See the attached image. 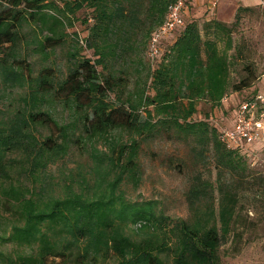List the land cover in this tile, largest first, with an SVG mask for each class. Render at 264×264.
Segmentation results:
<instances>
[{
    "label": "trees",
    "instance_id": "1",
    "mask_svg": "<svg viewBox=\"0 0 264 264\" xmlns=\"http://www.w3.org/2000/svg\"><path fill=\"white\" fill-rule=\"evenodd\" d=\"M171 1L0 0V264H169V258L221 264L219 248L238 225L239 201L225 177L243 179L246 171L215 125L193 116L198 101L218 107L257 76L245 66L232 83V28L218 21L205 32L185 21L150 59L151 35ZM82 9L90 11L84 22H93L82 40L74 32L69 39L66 28ZM246 10L238 8L235 24ZM27 33V44L45 60L63 49L65 72L42 66L34 73L17 58L20 35ZM14 90L12 103L5 95ZM238 104L221 114L222 130ZM167 129L211 148L218 167L215 186L200 175L192 179L190 220L170 221L149 203L116 194L124 176L136 177L141 144ZM121 132L128 142L116 139ZM73 146L91 158L97 193L84 190L89 172L73 170L64 175L63 193H50V167ZM126 222L138 225L140 238L125 233Z\"/></svg>",
    "mask_w": 264,
    "mask_h": 264
},
{
    "label": "rangeland",
    "instance_id": "2",
    "mask_svg": "<svg viewBox=\"0 0 264 264\" xmlns=\"http://www.w3.org/2000/svg\"><path fill=\"white\" fill-rule=\"evenodd\" d=\"M50 1L55 2V0ZM189 8L188 14L186 16L184 14L185 21L196 22L202 32H205L204 28L210 21H218L232 28L233 48L227 52L231 61L232 83L238 82L244 76L245 66H249L257 76L250 87L241 91H230L218 107H213L204 100L196 103L197 112L193 119L196 121L205 119L215 125L217 132H221L219 123L221 114L225 116L226 110L251 96L256 94L264 96V0H221L216 9L209 8L208 0H200L194 8ZM238 8H248V10L241 12V19L235 24ZM89 17L90 11L82 9L71 18L72 26L66 28L69 39L73 32L80 40L87 35L88 27L93 21L88 19L84 22V20ZM25 30L27 31L28 28ZM30 34L32 33L20 35V43L16 48L17 58L25 59V63L32 64L34 73L42 66H51L61 73L65 72L66 58L63 49H57L48 60H45L27 44ZM218 46L223 50L224 45L221 41L218 42ZM81 54L94 59L92 51L87 49H83ZM18 92L19 90H14L7 93L6 100L14 103ZM115 136L123 142L129 140L124 132ZM234 148L246 172L243 179L231 175L225 177L233 184L239 201L238 225L237 235L232 236L231 233L228 242L220 246V261L221 264H264V145L242 144ZM137 164L136 177L132 179L124 176L116 194H121L128 203L137 205L149 203L157 216L163 215L170 221L179 218L193 219L194 215L189 211L186 194L194 176L200 175L212 185L217 184L218 167L211 148L201 149L191 138L186 139L172 129L163 130L144 141L139 150ZM90 166H92L91 158L81 149L73 146L63 161L50 167L49 175L52 176L49 179L50 193L56 195L63 193L64 175L66 176L69 170L89 172L91 180L89 187L84 190L97 193L98 176L90 170ZM213 196L215 198L218 196L216 190ZM123 227L130 237L140 238L138 225L126 222ZM58 261L59 259L56 260ZM169 264H172L170 258Z\"/></svg>",
    "mask_w": 264,
    "mask_h": 264
},
{
    "label": "built area",
    "instance_id": "3",
    "mask_svg": "<svg viewBox=\"0 0 264 264\" xmlns=\"http://www.w3.org/2000/svg\"><path fill=\"white\" fill-rule=\"evenodd\" d=\"M196 0H172L163 23L153 32L149 42L148 57L159 54L162 38L170 36L176 29L185 26L184 12L188 3ZM210 7L216 6L213 0ZM220 139L229 146L264 145V96L256 94L239 102L231 126L221 131Z\"/></svg>",
    "mask_w": 264,
    "mask_h": 264
},
{
    "label": "crops",
    "instance_id": "4",
    "mask_svg": "<svg viewBox=\"0 0 264 264\" xmlns=\"http://www.w3.org/2000/svg\"><path fill=\"white\" fill-rule=\"evenodd\" d=\"M199 1H200V0H196V1H192V2L188 3V5H187L188 7H186L187 10L185 9L186 11L184 12L185 16L188 14V11L190 10L189 7H191V8L193 7V8H194L196 5H198V2H199ZM212 1H213V0H208L209 8H210V6H211L210 3H211ZM220 1H221V0H216V6L213 7V9H216V8L219 6ZM188 9H189V10H188Z\"/></svg>",
    "mask_w": 264,
    "mask_h": 264
}]
</instances>
